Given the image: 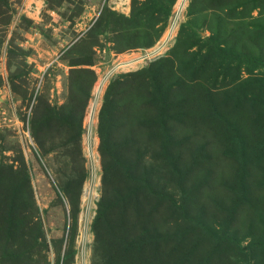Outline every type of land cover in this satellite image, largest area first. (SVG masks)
Here are the masks:
<instances>
[{
    "label": "rangeland",
    "instance_id": "374dc122",
    "mask_svg": "<svg viewBox=\"0 0 264 264\" xmlns=\"http://www.w3.org/2000/svg\"><path fill=\"white\" fill-rule=\"evenodd\" d=\"M178 2L0 0V264H264V0Z\"/></svg>",
    "mask_w": 264,
    "mask_h": 264
},
{
    "label": "trees",
    "instance_id": "16d2710c",
    "mask_svg": "<svg viewBox=\"0 0 264 264\" xmlns=\"http://www.w3.org/2000/svg\"><path fill=\"white\" fill-rule=\"evenodd\" d=\"M2 196V197H1ZM0 203L2 208L7 210L6 222L11 236H21V227L25 220L17 217L19 211L29 212L34 209L32 193L29 186V176L25 164L19 167L8 165L0 167ZM4 220V221H5Z\"/></svg>",
    "mask_w": 264,
    "mask_h": 264
},
{
    "label": "bare ground",
    "instance_id": "6f19581e",
    "mask_svg": "<svg viewBox=\"0 0 264 264\" xmlns=\"http://www.w3.org/2000/svg\"><path fill=\"white\" fill-rule=\"evenodd\" d=\"M188 2V0H179V2H178V5H177V13H176V17L173 19V21H172V23H171V25H170V27H169V29H168V36L167 37H165V38H163L162 39V41H161V43L157 46V47H155V49L157 48L158 49V51H161V49H162V47H164V46H166L167 45V40H166V38L167 39H169L171 36H172V34H173V32L176 30V27H177V23H178V20H179V17L181 16V13H182V10H183V8H184V6L186 5V3ZM148 54V53H147ZM138 58V57H137ZM140 58V57H139ZM131 60V59H130ZM139 60H141V58L139 59ZM136 61V60H135ZM129 62V61H128ZM121 63H124V62H121ZM121 63H119V65H121ZM127 64V63H126ZM134 64V63H133ZM116 67H118V65L116 66ZM115 67V68H116ZM106 74H108V73H106ZM109 76V75H108ZM105 83V80L103 81V83H101V86L103 87V85H105L104 84ZM107 83V82H106ZM101 93V87H99V91H98V93H97V95H96V98H95V100H94V102L91 104V106H90V112H89V115H88V117H89V121L87 122V142H88V145L90 146L91 145V137H92V126H93V123H94V119H95V115H93V113L95 112V109H96V106H98L97 105V102H98V100H99V98H100V94ZM91 151V150H90ZM91 160V159H90Z\"/></svg>",
    "mask_w": 264,
    "mask_h": 264
},
{
    "label": "water",
    "instance_id": "95a60500",
    "mask_svg": "<svg viewBox=\"0 0 264 264\" xmlns=\"http://www.w3.org/2000/svg\"><path fill=\"white\" fill-rule=\"evenodd\" d=\"M155 51H153V53H154ZM152 53V52H151ZM85 226H86V220H85ZM82 255H83V250H82Z\"/></svg>",
    "mask_w": 264,
    "mask_h": 264
}]
</instances>
